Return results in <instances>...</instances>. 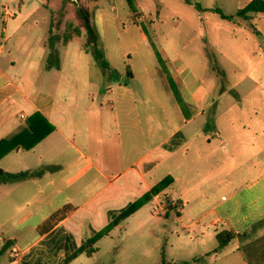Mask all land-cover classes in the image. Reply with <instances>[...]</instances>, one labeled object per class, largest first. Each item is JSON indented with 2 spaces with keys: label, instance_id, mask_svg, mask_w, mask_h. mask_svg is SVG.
Returning a JSON list of instances; mask_svg holds the SVG:
<instances>
[{
  "label": "crops",
  "instance_id": "1",
  "mask_svg": "<svg viewBox=\"0 0 264 264\" xmlns=\"http://www.w3.org/2000/svg\"><path fill=\"white\" fill-rule=\"evenodd\" d=\"M250 1L239 0L237 10ZM187 4L198 12L194 17L199 32L190 29L193 33L182 44L165 43L152 27L138 24L141 18L136 20L148 58L137 67L132 64L131 78L111 64L119 73L118 80L112 81L105 79L94 55L88 60H57L56 67L46 66L44 75L39 68L43 50L32 52L34 45L41 47L42 34L25 29L27 21L14 31L7 27L0 31V126L6 132L2 139L27 127L36 112L55 127L33 149L14 150L0 159L5 172L29 173L21 180L0 181V209L16 211L15 219L25 204L40 206L45 190L66 195L53 214L34 225L37 235H25L23 229L32 213L16 223L0 219V248L13 242L11 262L2 255L0 264H73L94 250L95 242L91 246L86 242L96 234L99 217L104 224L106 207L126 209L168 176L172 185L151 200L160 196L179 210L196 209L199 218L193 223L213 229L217 245L221 231L242 235L222 252L215 254L214 249L206 257L214 256L218 262L231 244L243 248L249 243L240 250L245 263L264 264V14L253 20L259 34L247 25L234 24L248 32L242 57H235L233 41L238 35L223 24L229 21L197 1ZM10 19L18 17L7 3L0 12V25L2 21L8 25ZM222 31L228 32L229 39ZM60 45L57 36L52 55H58ZM218 57L237 68L241 62L250 67L233 85L222 87L227 73ZM128 58L133 59L132 54ZM55 76L54 92L37 91L39 78L51 81ZM249 79L244 91L237 92ZM88 84L105 90L110 109L101 103L92 112L94 96ZM247 102L251 105L245 109ZM15 109L18 121L24 123H15ZM84 222L95 231L92 237L73 232Z\"/></svg>",
  "mask_w": 264,
  "mask_h": 264
},
{
  "label": "rangeland",
  "instance_id": "2",
  "mask_svg": "<svg viewBox=\"0 0 264 264\" xmlns=\"http://www.w3.org/2000/svg\"><path fill=\"white\" fill-rule=\"evenodd\" d=\"M136 12L129 8L127 0H100L90 4L93 23L99 33L98 46L104 54L105 59L114 65L116 69L125 74L127 66H138L148 58L144 48L143 37L138 29L141 24L147 29H152L157 32L158 37L165 43L170 41L175 43H183V38L189 37L190 29H195L199 32L198 19L194 14L198 12L190 4L184 3L183 0H132ZM197 1L203 7L219 8L226 14H234L240 5L239 0H190ZM85 2L84 0H0V12L3 11L4 5L8 3L10 10L17 14L18 20H9L8 25H0V31L8 28L9 32L16 28L23 27L21 21H27L25 29H35L42 34L43 42L41 47L34 45L32 52L34 54L43 50L42 62L39 65L40 71L45 75L48 72L46 66L49 67V62L54 63L60 60L66 61L70 59L85 60L92 58L91 51L86 50L87 37L85 31L82 36L75 37L67 47L58 46V55H51L49 45L45 44L50 37V30L53 29V34L59 35L58 31H65L70 24H77L75 16V6ZM19 12H22L20 17ZM144 21V24L142 23ZM160 17V18H159ZM141 20H138L140 19ZM143 18V19H142ZM218 18V17H217ZM216 18V20H218ZM138 20L137 24L134 22ZM60 21V22H59ZM59 22V23H58ZM38 23V25H36ZM228 28L234 30L238 37L233 41V53L235 57H242L241 45L244 41L247 31L239 30L233 23H223ZM177 28V29H176ZM264 28V27H262ZM125 29V31L123 30ZM227 35L228 32L222 31V35ZM30 37V31L27 33ZM168 39V42L167 40ZM193 39V38H192ZM3 41V40H2ZM182 42V43H181ZM65 46V45H64ZM10 46L5 50L8 54ZM90 52V53H89ZM132 54L133 59L128 58ZM11 58V57H9ZM242 61V58H240ZM222 68L227 73L226 81L221 82L222 87L233 85L236 80L240 79L249 69L250 64H243L240 67L232 65L230 62H221ZM53 66V67H54ZM220 70V69H219ZM261 70L264 71V65ZM75 71V70H73ZM221 71V70H220ZM58 70L54 69L53 74L57 75ZM58 77V75H57ZM57 77L54 80L45 81L42 77L35 83L37 91L39 89L55 91L58 83ZM228 80V81H227ZM247 80L236 88L237 92H243L245 86L251 82ZM90 92L94 96V101H91V110L96 112L97 108L105 105L106 108L111 107L109 104V96L105 90L100 92L101 87L88 84ZM102 94H105L101 96ZM234 96V95H230ZM170 104V102H169ZM251 105L250 102L244 104L247 109ZM17 109L12 111L14 114L15 123L18 125L25 121H18ZM107 123V120L105 121ZM13 123V122H12ZM2 126V125H1ZM0 126V139L5 135V130ZM69 197L76 198L75 195L67 194ZM66 195L51 194L50 190H45L41 196V205L29 202L24 205V211L20 212L15 219L12 217L15 212L12 209L1 210L0 219L17 222L22 217L32 213L30 219L23 223L25 235H37L39 232L33 229L34 225L53 214L57 204H61ZM26 196V200H27ZM166 207L159 215H153V210L159 202H163L162 198L149 201L143 208L131 214L127 218L115 220L112 223V217L117 219L125 210L114 207H106L104 211L103 225L99 217L96 225V234L93 236L95 240V248L90 255L83 254L79 256L73 264H246L241 255V249L246 250V243L243 248L233 243L228 247L227 255H224L218 262L214 261V256L206 257L208 252H213L216 247V237L213 229H204L196 223H193L199 218L198 211L192 208L185 210L179 207L169 209L168 200L164 199ZM51 202L53 206L51 207ZM182 214V217L179 215ZM74 214L73 218H78L80 215ZM20 225V223H19ZM80 228H74L73 232L79 237H92L95 232L89 227L88 222L80 223ZM89 227V228H88ZM203 230V231H202ZM89 246V245H88ZM91 246V245H90ZM9 252L3 255V260L11 262ZM213 255V253H211ZM204 262V263H203Z\"/></svg>",
  "mask_w": 264,
  "mask_h": 264
},
{
  "label": "trees",
  "instance_id": "3",
  "mask_svg": "<svg viewBox=\"0 0 264 264\" xmlns=\"http://www.w3.org/2000/svg\"><path fill=\"white\" fill-rule=\"evenodd\" d=\"M75 6V16L77 24H70L64 32L57 35L63 42V45H68L75 37L82 36L85 31L87 37L86 50H90L94 55L97 65L100 67L106 80L112 81L118 80L119 73L113 70L110 63L105 59L103 52L98 46L99 33L93 23L92 11L90 4L96 3L100 0H84ZM129 8L136 12L132 0H127ZM187 3H191L190 0H185ZM198 10L202 7L200 4H195ZM208 11L219 15L223 20L232 22L235 25L242 26L247 25L254 33H258L257 23L253 20L256 15L264 14V0H251L244 8L237 10L234 14H226L221 9H208ZM53 29L50 30V37L46 44L49 45L50 50H53L54 40L57 36L53 34ZM52 55V51L50 52ZM49 65H53L50 61ZM128 77H132L131 66H127ZM55 130L54 125L42 116L39 112L34 113L28 120L27 127L23 128L20 132L13 134L7 138L0 140V159L14 150H31L36 147L40 142L47 138ZM29 176V173H8L0 169V181L7 183L11 181L21 180ZM173 183V178L168 176L155 184L149 193L143 197L137 198L132 202L120 215L118 219L127 218L131 214L138 211L142 206L147 204L154 196L162 193L165 189L170 187ZM176 205L169 204V209L176 208ZM112 222V223H115ZM245 235V234H243ZM242 236L236 234L232 230L221 231L217 234L218 245L215 248V254H218L224 250V248L236 237ZM95 240L89 239L86 244L91 245ZM13 245L12 241L6 242L0 248V257L7 253ZM90 253V252H88Z\"/></svg>",
  "mask_w": 264,
  "mask_h": 264
},
{
  "label": "built area",
  "instance_id": "4",
  "mask_svg": "<svg viewBox=\"0 0 264 264\" xmlns=\"http://www.w3.org/2000/svg\"><path fill=\"white\" fill-rule=\"evenodd\" d=\"M161 197H157V200L160 199ZM166 207V203L163 199V202H159L156 206L155 209L153 210V215H159L161 214V211L164 210V208Z\"/></svg>",
  "mask_w": 264,
  "mask_h": 264
}]
</instances>
